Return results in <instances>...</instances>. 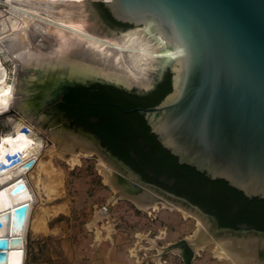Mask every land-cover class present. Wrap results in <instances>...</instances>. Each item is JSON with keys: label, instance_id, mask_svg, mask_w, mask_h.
I'll use <instances>...</instances> for the list:
<instances>
[{"label": "water", "instance_id": "1", "mask_svg": "<svg viewBox=\"0 0 264 264\" xmlns=\"http://www.w3.org/2000/svg\"><path fill=\"white\" fill-rule=\"evenodd\" d=\"M83 2L85 26L68 45L53 51L30 47L14 55L20 61L14 108L58 149L96 152L113 167L109 181L116 196L142 208L158 201L181 206L209 230L203 241L225 240L234 257L264 264V231L247 223L221 227L187 198L145 184L45 103L67 92L65 86L95 82L146 94L169 71L172 90L163 100L134 109L151 133L179 163L227 181L249 199H264V0ZM102 4L118 23L107 18ZM13 240L0 237V261ZM194 257L189 248L182 259L193 264Z\"/></svg>", "mask_w": 264, "mask_h": 264}, {"label": "rangeland", "instance_id": "2", "mask_svg": "<svg viewBox=\"0 0 264 264\" xmlns=\"http://www.w3.org/2000/svg\"><path fill=\"white\" fill-rule=\"evenodd\" d=\"M19 114L14 110L0 116V135L12 129L10 118ZM49 139L48 144H52ZM47 153L42 158L47 171L40 173L42 201L36 206L40 220L28 232L25 264H71L74 257L101 248L132 264H155L171 252L182 257L177 247L194 238L196 215L164 203L156 209H145L133 200L116 196L118 189L109 181L113 167L103 160L104 165L94 151L81 155L75 164L55 149ZM36 175L33 173V181ZM217 250L218 241L213 240L198 252V260L232 264L218 256Z\"/></svg>", "mask_w": 264, "mask_h": 264}, {"label": "bare ground", "instance_id": "3", "mask_svg": "<svg viewBox=\"0 0 264 264\" xmlns=\"http://www.w3.org/2000/svg\"><path fill=\"white\" fill-rule=\"evenodd\" d=\"M85 18L83 0H0V116L16 110L13 103L20 61L14 55L30 47L53 51L68 45L84 28ZM10 120L12 129L0 135V219L3 222L0 237L8 236L15 240L0 264H25L27 235L31 224H35L32 219L37 216L36 206L42 201L40 194L43 179L40 173L47 171L42 163L45 153L48 149H55L58 155L75 164L81 155H91L93 151L69 152L58 149L54 141L48 144V136L22 114ZM32 158L36 160L32 168L21 171L19 167ZM101 162L105 165L103 159ZM33 173H37L35 181L32 180ZM159 203L167 205L158 201L151 207L156 209ZM204 226L197 218L198 229L194 238L177 247L182 256L189 248H192L195 256L213 240L217 241L213 237L203 241L210 234ZM223 242H218V256L232 264L258 262L255 259L234 257L226 249L227 242Z\"/></svg>", "mask_w": 264, "mask_h": 264}, {"label": "trees", "instance_id": "4", "mask_svg": "<svg viewBox=\"0 0 264 264\" xmlns=\"http://www.w3.org/2000/svg\"><path fill=\"white\" fill-rule=\"evenodd\" d=\"M102 8L109 20L118 23L103 4ZM67 89L60 106L68 116L107 138L115 152L139 171H152L154 178L144 173L148 180L186 197L206 213L216 216L221 227L237 228L240 223H248L264 231V199H249L227 181L212 180L195 167L179 163L178 157L151 133L145 118L134 110L157 105L163 100L172 90L171 72L168 71L146 94L100 82L76 84ZM91 118L97 119L98 123H91ZM159 176L173 180V184L158 181Z\"/></svg>", "mask_w": 264, "mask_h": 264}, {"label": "flooded vegetation", "instance_id": "5", "mask_svg": "<svg viewBox=\"0 0 264 264\" xmlns=\"http://www.w3.org/2000/svg\"><path fill=\"white\" fill-rule=\"evenodd\" d=\"M54 88V87H52ZM66 90H68V86H65L64 87ZM68 93L67 92H63L62 95H57L55 97L53 96H50L49 99H46L45 100V103L49 106H51L52 108V111L54 113H59L64 119H66L67 122H69L74 128L78 129L81 131L82 134L86 135L89 137L90 141L92 143H94L97 147V149L109 160H113L115 162L118 163V161H122L125 165L129 166L131 169H133L136 173H138L140 176H141V181L144 182L145 184H149V185H153V186H156L158 188H161L165 191H168L170 193H173L167 189H165L164 187L156 184L155 182H152L150 180H148L146 178V176L144 175V173H147L148 176L154 178L155 177V174L150 171L149 169H145L143 172L139 171L136 167H134L132 164H130L127 160H125L123 157H121L119 154H117L115 152V150L113 149L111 143L107 140V138H105L103 135H101L100 133H98L96 130H94L93 128H90L84 124H81L78 122L77 119L75 118H70L66 112V110H63L60 106L61 102H62V99L64 97V95ZM91 123L93 124H97L98 121L97 119H94V118H91L90 119ZM90 134H94L97 138H92L90 137ZM130 155L135 158V155L130 152ZM158 181H161V182H165L166 184H169V185H172L173 184V180H167L165 176H159L157 178ZM174 194V193H173ZM183 197V196H181ZM186 198V197H185ZM209 214V213H207ZM213 217L216 218V216L212 215V214H209ZM217 219V218H216ZM218 221V219H217ZM242 224V223H240ZM248 224V223H247ZM250 225V224H249ZM252 226V225H250ZM263 231V230H262Z\"/></svg>", "mask_w": 264, "mask_h": 264}, {"label": "crops", "instance_id": "6", "mask_svg": "<svg viewBox=\"0 0 264 264\" xmlns=\"http://www.w3.org/2000/svg\"><path fill=\"white\" fill-rule=\"evenodd\" d=\"M32 220L35 222L39 221V217L34 216ZM33 227L31 224L30 229ZM29 229V230H30ZM201 250V249H200ZM199 250V251H200ZM198 251V252H199ZM196 253L193 264H207L205 261L198 260L200 254ZM160 255V254H159ZM158 262L155 264H185L182 257L174 252L168 253L167 255H162L158 258ZM71 264H132L128 260H120L117 255H114L113 251L110 249H92L84 252L83 255H79L72 259Z\"/></svg>", "mask_w": 264, "mask_h": 264}]
</instances>
